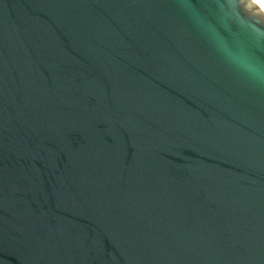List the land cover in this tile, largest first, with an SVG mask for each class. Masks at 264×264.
Segmentation results:
<instances>
[{
	"label": "water",
	"instance_id": "obj_1",
	"mask_svg": "<svg viewBox=\"0 0 264 264\" xmlns=\"http://www.w3.org/2000/svg\"><path fill=\"white\" fill-rule=\"evenodd\" d=\"M0 264H264L254 0H0Z\"/></svg>",
	"mask_w": 264,
	"mask_h": 264
},
{
	"label": "bare ground",
	"instance_id": "obj_2",
	"mask_svg": "<svg viewBox=\"0 0 264 264\" xmlns=\"http://www.w3.org/2000/svg\"><path fill=\"white\" fill-rule=\"evenodd\" d=\"M256 3L259 4V6L261 7V9L264 11V0H254Z\"/></svg>",
	"mask_w": 264,
	"mask_h": 264
}]
</instances>
